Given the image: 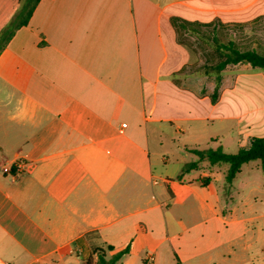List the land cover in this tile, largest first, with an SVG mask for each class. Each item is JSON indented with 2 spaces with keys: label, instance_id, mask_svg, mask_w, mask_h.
<instances>
[{
  "label": "crops",
  "instance_id": "obj_1",
  "mask_svg": "<svg viewBox=\"0 0 264 264\" xmlns=\"http://www.w3.org/2000/svg\"><path fill=\"white\" fill-rule=\"evenodd\" d=\"M20 3L0 0V33ZM181 20L249 23L229 42L264 55V0H41L17 30L0 54V264H96L93 232L107 259L127 249L117 264H264L248 214L264 183L234 185L249 163L222 194L213 169L181 174L204 141L232 154L264 137V71L228 65L213 103L217 63L186 70ZM168 126L186 140L174 158Z\"/></svg>",
  "mask_w": 264,
  "mask_h": 264
},
{
  "label": "rangeland",
  "instance_id": "obj_2",
  "mask_svg": "<svg viewBox=\"0 0 264 264\" xmlns=\"http://www.w3.org/2000/svg\"><path fill=\"white\" fill-rule=\"evenodd\" d=\"M243 3H247L250 0H241ZM264 21V20H263ZM254 26L253 29L255 32L260 31V20L253 21ZM177 29V40L189 53L188 65L186 70L190 71V74H198L202 73L208 69V67L216 64L218 59L214 57L213 49H214V37H217L222 43H228L230 40H235L239 45L244 46L247 43L245 38L246 36V28L248 31L249 23L237 25L236 27H225L220 30H214L211 26L205 27H195L188 26L186 29L182 27L181 24H175ZM208 74V73H204ZM215 79V73H211ZM226 96H229L227 94ZM181 125V123H178ZM169 127V126H168ZM211 128V126H210ZM219 133V130L210 129V134L213 136L214 134ZM166 142L165 147L163 148L164 155L170 154L172 157L171 148L176 145L183 144L185 140V136L182 132H177L175 127H169L166 132ZM200 150H217L220 148V143L204 141L200 143L198 147ZM232 154L237 152L236 147H230ZM172 153V154H171ZM184 161L186 163L193 162L195 157L192 154H187L184 157ZM261 161H252L248 165L243 167L242 173L237 177L234 182L236 188V198H239L238 192H242V194L249 195L250 192L246 189V184L248 182H260L264 183V171L261 166ZM228 164L222 163L216 166H211L208 162H205L200 165L199 168H196L190 171L191 177H187L188 180H191L193 177H199L204 172L210 173L211 169L217 174L215 185L217 186L220 194H222L223 188L226 185V174L228 170ZM257 194L260 196L259 191H254L252 195ZM253 202L252 213H248L252 216H257V218L252 221L251 228L255 229L258 226L264 228V216L258 217L264 214V204H261L260 201L257 203ZM259 248V252L261 257L264 259V245L257 246Z\"/></svg>",
  "mask_w": 264,
  "mask_h": 264
},
{
  "label": "trees",
  "instance_id": "obj_3",
  "mask_svg": "<svg viewBox=\"0 0 264 264\" xmlns=\"http://www.w3.org/2000/svg\"><path fill=\"white\" fill-rule=\"evenodd\" d=\"M41 0H21L20 9L9 22V24L0 33V54L7 47L17 30L26 26L32 17L36 7ZM178 21L177 19L174 22ZM182 27L192 26L193 23L182 21L179 23ZM208 26V25H207ZM185 28V29H186ZM216 51L219 53V61L210 69L215 71L216 88L212 94V102L215 103L218 98V90L222 80V71L228 65L238 63H249L254 68L264 71V55L255 50L242 51L234 42L222 43L218 38H214ZM196 159L187 163L182 169V175L196 169L201 162H208L210 165L228 164L226 182L232 184L235 178L240 174L242 166L252 161H261L264 167V137L253 138L249 148H242L234 154L226 153L222 148L217 150H200L198 148L189 149ZM180 177V176H179ZM89 245L94 253H98L96 264H117L124 255L128 253L127 249L115 253L110 259L106 258L105 251L96 245L97 233L93 232L87 235ZM108 250L114 249L108 247Z\"/></svg>",
  "mask_w": 264,
  "mask_h": 264
},
{
  "label": "built area",
  "instance_id": "obj_4",
  "mask_svg": "<svg viewBox=\"0 0 264 264\" xmlns=\"http://www.w3.org/2000/svg\"><path fill=\"white\" fill-rule=\"evenodd\" d=\"M23 168V163L22 162H15L14 163V169L17 173L21 172ZM3 171L5 173H12L14 170L11 167H4Z\"/></svg>",
  "mask_w": 264,
  "mask_h": 264
}]
</instances>
